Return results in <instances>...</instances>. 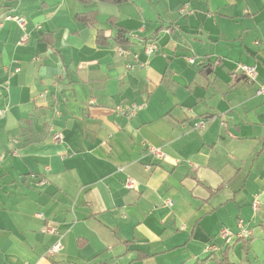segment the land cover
I'll return each instance as SVG.
<instances>
[{"label":"crops","instance_id":"0c3cea01","mask_svg":"<svg viewBox=\"0 0 264 264\" xmlns=\"http://www.w3.org/2000/svg\"><path fill=\"white\" fill-rule=\"evenodd\" d=\"M262 88L264 0H0V264H264Z\"/></svg>","mask_w":264,"mask_h":264},{"label":"built area","instance_id":"2783aa9c","mask_svg":"<svg viewBox=\"0 0 264 264\" xmlns=\"http://www.w3.org/2000/svg\"><path fill=\"white\" fill-rule=\"evenodd\" d=\"M187 11L188 10H187L186 6L181 8V12L186 13ZM7 20H14L18 24H20L21 26H23V24H24L23 18L18 17V16L8 15L7 16ZM155 49H156V44L153 43V42H151L150 44H148L146 46L147 52H153ZM193 61H194L193 59H190V62H193ZM240 67H241V70L245 73V75L247 76V78L249 80L255 79V77L257 75V70H256L255 66H249L247 64H243ZM261 91L264 92V88H262L260 90V92ZM142 108H143V105L133 104V105L128 106V107L119 106L117 108V111L121 115H125V116H128V117H133ZM5 112H6L5 109L0 108V119L4 117ZM204 125H205V122L203 120H201L199 122H195L194 123V128H201V127H204ZM55 138L57 140L61 139L62 138V134L61 133L56 134ZM150 151L152 153L156 154L157 156H162V152H161V150L159 148L151 147ZM126 184H127V186L129 188H133V187L136 186V180L133 179V178H128ZM167 203L172 204V201L170 199H167ZM258 203H259L258 200H256L255 201V205H254L255 208L258 207ZM239 227H240V231H239V233L236 234L237 236L243 237V236H248L249 234H251L250 230L244 225L242 220H240V222H239ZM221 236L225 240V244L229 245L231 242H233L232 240H233L235 234L233 232H231L230 230H228V229H224L222 231ZM55 247L58 248L59 244H57ZM219 248H220L219 245L211 244V245H209L206 248V250L208 252L209 251L210 252H217V251H219Z\"/></svg>","mask_w":264,"mask_h":264},{"label":"trees","instance_id":"16d2710c","mask_svg":"<svg viewBox=\"0 0 264 264\" xmlns=\"http://www.w3.org/2000/svg\"><path fill=\"white\" fill-rule=\"evenodd\" d=\"M82 2H91V1H103V2H112V3H123L129 0H81ZM78 20L81 21L84 24H93V25H97L98 23V18L97 15L95 14V12H91V13H82L78 15ZM98 38L100 41H102L104 39L101 30H99L98 32ZM131 36L129 35V33L123 29V28H119L116 35H115V40L118 43H124V42H128L130 41ZM227 249H224L223 252L219 255L214 257V260L216 262V264H235L230 256L229 253L226 251ZM214 256V254L212 255ZM211 257V256H209ZM206 262L202 261L198 264H204Z\"/></svg>","mask_w":264,"mask_h":264}]
</instances>
